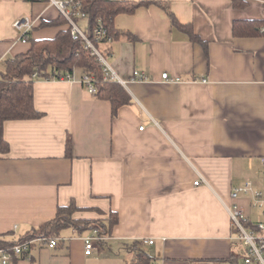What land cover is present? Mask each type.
I'll list each match as a JSON object with an SVG mask.
<instances>
[{
    "label": "crops",
    "instance_id": "1",
    "mask_svg": "<svg viewBox=\"0 0 264 264\" xmlns=\"http://www.w3.org/2000/svg\"><path fill=\"white\" fill-rule=\"evenodd\" d=\"M159 1L206 45L172 27L155 4L120 12L114 26L133 37L99 48L129 104L112 118L110 102L90 93L75 67L71 80L35 79L33 103L42 116L3 123L1 240H17L71 201L81 208L75 218L105 220L111 211L118 218L90 254L82 239L90 232L66 228L53 248L36 247L30 260L10 264H128L126 245L143 239L153 240L142 248L165 264L226 263L241 249L226 206L231 189L246 182L264 200V35L235 37L231 26L264 20V0H242V7ZM58 16L45 1L0 0V62L29 48L16 20L29 21L32 38H51L66 25L39 24ZM134 71L145 78H132ZM236 201L248 222L264 220V202L258 209L251 196Z\"/></svg>",
    "mask_w": 264,
    "mask_h": 264
},
{
    "label": "trees",
    "instance_id": "2",
    "mask_svg": "<svg viewBox=\"0 0 264 264\" xmlns=\"http://www.w3.org/2000/svg\"><path fill=\"white\" fill-rule=\"evenodd\" d=\"M45 1V0H28ZM234 7L244 6L242 0H231ZM155 4L163 8L168 14L172 27L184 31L194 43L206 45L192 30L190 24L181 23L172 13L168 3L159 0H83L82 10L88 19L86 29L87 36L95 42L93 30L96 20L99 18L106 33L111 40L126 36L132 38L130 33L116 28L113 24L114 16L120 12H132L139 6ZM66 25L65 20L59 15L55 20H42L39 27ZM232 35L235 37H248L264 35V20H235L231 26ZM31 30L25 35V41L29 43L26 52L14 56L5 57L0 62V151L8 150V143L2 134L3 123L7 120L36 119L42 113L34 107L33 85L35 79H59L67 74H72L75 67H80L83 72L92 77L95 88L93 93L99 99L108 100L111 106L112 118L116 116L118 109L131 102L129 93L124 86L116 81L104 79V71L101 63L91 49L86 46L80 36H72L69 28L60 29L51 38H32ZM35 73L36 77L32 78ZM71 138L65 142V155L71 156ZM81 210L74 201L66 206H58L54 218L46 221L38 227L32 228L15 241L28 240L34 237L59 238L61 231L72 228L82 234L97 229L100 235L107 236L111 227L117 222L116 212L111 211L105 220L79 219L73 214ZM248 227L253 228L251 222ZM0 239V244L11 243ZM142 241H134L127 244L126 248L132 250L133 255L128 264H152L155 258L151 257L143 248ZM242 248L229 257V262L240 264Z\"/></svg>",
    "mask_w": 264,
    "mask_h": 264
},
{
    "label": "built area",
    "instance_id": "3",
    "mask_svg": "<svg viewBox=\"0 0 264 264\" xmlns=\"http://www.w3.org/2000/svg\"><path fill=\"white\" fill-rule=\"evenodd\" d=\"M49 5L55 7L59 15L65 20L66 26L69 28L70 34L74 36H80L87 47L91 49V53L96 56L101 63L104 71V79L110 81L121 82L118 77L111 71L105 56L99 46L87 36V33L82 30L78 24V20L81 17H85L82 10L83 0H45ZM14 26L23 28V32L20 35L22 41H25V33L30 29L29 21L26 19H19L14 22ZM94 39L96 43H103L111 41L110 36L107 35L106 29L103 27L101 20H96V26L93 30ZM36 74H32V78H35ZM163 79L168 78L166 72L161 74ZM134 79H144L145 75L142 72H133ZM59 79L71 80L72 75L67 74ZM81 81L90 93L95 92V88L92 82V77L83 73ZM142 129V126L140 127ZM262 166H264V157L260 158ZM201 182L198 178L194 181L197 185ZM239 195L251 196V205L254 208L261 209L263 206L262 192L255 189L250 182H246L240 186H235L231 189L230 198L232 202L226 206L229 214L230 224L233 232V239L239 242L241 251L240 264H264V220L253 224L252 227L247 226L248 219L242 209V207L236 201ZM84 253L90 254L93 248L94 242H101L106 239V236L100 235L97 229H93L89 234L83 238ZM59 238H40L34 237L28 240L13 241L11 243L0 244V264H10L14 260L28 259L32 257V250L36 247H48L53 248L57 245ZM143 243L152 244V239H143ZM152 264H165L162 260H155ZM216 264H235L232 262H219Z\"/></svg>",
    "mask_w": 264,
    "mask_h": 264
},
{
    "label": "rangeland",
    "instance_id": "4",
    "mask_svg": "<svg viewBox=\"0 0 264 264\" xmlns=\"http://www.w3.org/2000/svg\"><path fill=\"white\" fill-rule=\"evenodd\" d=\"M78 24H79L80 28L85 31L87 29V27H88V19H87V17L79 18ZM77 212L78 211H76L75 213H77ZM74 214H73V217H74ZM79 219H86V218H79Z\"/></svg>",
    "mask_w": 264,
    "mask_h": 264
}]
</instances>
